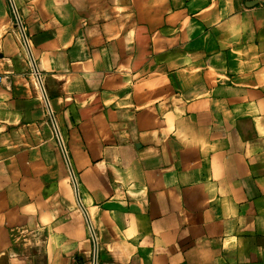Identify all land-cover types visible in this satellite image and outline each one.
Masks as SVG:
<instances>
[{
  "label": "crops",
  "instance_id": "obj_1",
  "mask_svg": "<svg viewBox=\"0 0 264 264\" xmlns=\"http://www.w3.org/2000/svg\"><path fill=\"white\" fill-rule=\"evenodd\" d=\"M0 264H264L263 0H0Z\"/></svg>",
  "mask_w": 264,
  "mask_h": 264
},
{
  "label": "water",
  "instance_id": "obj_2",
  "mask_svg": "<svg viewBox=\"0 0 264 264\" xmlns=\"http://www.w3.org/2000/svg\"><path fill=\"white\" fill-rule=\"evenodd\" d=\"M18 22H19V21H18ZM19 26H20V28H22L20 24H19ZM25 42H26V40H25ZM28 54H29V56H30V58H31L30 60H31V64H32V66H33L34 72L37 74V79L39 80V84L41 85V81H40V78H39L38 72H37V70H36V67H35V64H34L33 58L31 57V54H30L29 49H28ZM41 89H42L43 94H44V96H45V93H44V90H43L42 87H41ZM45 102H46L47 107H48V109H49L50 119H51V121L54 123V118H53V116H52V113H51V110H50V107H49L48 100H47L46 96H45ZM60 142H61V141H60ZM61 147H62V150H63L64 155H65V150H64V148H63L62 143H61ZM71 175H72V178H73V182H74V184L76 185V182H75L74 176H73V174H71ZM81 209H82L83 212L85 213V211H84V209H83L82 206H81ZM85 214H86V213H85ZM94 262L96 263V258H95V261H94Z\"/></svg>",
  "mask_w": 264,
  "mask_h": 264
},
{
  "label": "built area",
  "instance_id": "obj_3",
  "mask_svg": "<svg viewBox=\"0 0 264 264\" xmlns=\"http://www.w3.org/2000/svg\"><path fill=\"white\" fill-rule=\"evenodd\" d=\"M263 4H264V0H263Z\"/></svg>",
  "mask_w": 264,
  "mask_h": 264
}]
</instances>
